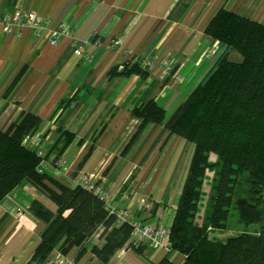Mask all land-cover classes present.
Returning <instances> with one entry per match:
<instances>
[{
	"label": "crops",
	"instance_id": "crops-1",
	"mask_svg": "<svg viewBox=\"0 0 264 264\" xmlns=\"http://www.w3.org/2000/svg\"><path fill=\"white\" fill-rule=\"evenodd\" d=\"M222 7L264 24V0H0V129L23 113L36 114L42 171L69 187L83 174L90 176L108 208L169 229L193 144L168 134L164 124L224 50L204 32ZM31 11L44 19L42 35L28 26L3 30L14 13ZM61 26L67 33L51 44L49 32ZM76 43L81 46L78 53ZM133 57L150 60L145 75L121 73L124 61ZM229 57L240 59L234 51ZM150 99L164 109V119L145 123L135 134L140 119L132 110ZM59 128L74 138L54 166L55 151L50 149ZM33 199L56 211L28 180L0 200V264L183 260L164 237L163 246L147 247L143 255L124 245L102 262L91 252L102 242L99 227L82 244L84 253L78 258L80 246H73L65 254L53 250L43 263L31 261L45 226L29 211Z\"/></svg>",
	"mask_w": 264,
	"mask_h": 264
},
{
	"label": "trees",
	"instance_id": "trees-1",
	"mask_svg": "<svg viewBox=\"0 0 264 264\" xmlns=\"http://www.w3.org/2000/svg\"><path fill=\"white\" fill-rule=\"evenodd\" d=\"M204 32L224 50L164 124L168 134L193 144L166 235L168 247L183 256L180 264H264V24L222 7ZM230 51H237L240 59L230 58ZM140 63L137 57L124 61L121 73L145 75L148 67ZM132 113L140 119L135 134L145 123L164 119V109L154 99L138 104ZM39 124V117L27 112L0 129V200L28 180L56 205L54 212L37 199L30 202L29 211L45 224L30 260L43 263L53 250L65 254L73 246H80L78 258L84 253L82 244L99 227L102 242L91 252L100 261L107 262L124 245L143 255L148 246L128 242L132 225L118 219L102 194L80 183L66 186L40 169L44 158L40 150L23 143ZM58 132L50 149L55 151L54 166L74 138L67 130ZM207 172L212 173L209 197L199 217ZM232 203L241 221L261 222L262 229L224 239L209 237L210 229L226 227ZM152 264L176 263L162 257Z\"/></svg>",
	"mask_w": 264,
	"mask_h": 264
},
{
	"label": "built area",
	"instance_id": "built-area-1",
	"mask_svg": "<svg viewBox=\"0 0 264 264\" xmlns=\"http://www.w3.org/2000/svg\"><path fill=\"white\" fill-rule=\"evenodd\" d=\"M43 23H44V19H42L32 11L16 12L10 18L4 21L3 30L10 31L14 26L16 27L28 26L30 29L34 31L35 34L42 35L45 31V26L43 25ZM62 33H67L66 26L58 27L52 30L51 32H49L47 40L51 44H56L59 36ZM80 50H81V46L78 43H76L75 51L78 53ZM150 65H151L150 60H143L140 63L141 67H149ZM23 143L33 148H39L41 146V138L36 133H29L25 135V137L23 138ZM39 152H40L39 154L41 155V150ZM79 183L89 189L95 190L96 192L104 196V194L97 188L94 180L90 178V176L83 174L79 179ZM110 210L114 211L113 209ZM116 213L120 221H127L132 225L131 234L128 240L130 244L136 246L140 244H145L148 247H153V248L163 246L162 238L166 237L168 229L154 224H145L139 221H135L134 218L125 210H120L119 212L117 211Z\"/></svg>",
	"mask_w": 264,
	"mask_h": 264
},
{
	"label": "rangeland",
	"instance_id": "rangeland-1",
	"mask_svg": "<svg viewBox=\"0 0 264 264\" xmlns=\"http://www.w3.org/2000/svg\"><path fill=\"white\" fill-rule=\"evenodd\" d=\"M237 52V51H234ZM239 55V53L237 52ZM234 57V56H233ZM211 172H207L206 175V183L203 186V195L200 200V208H199V217L203 213L208 197H209V191H210V177H211ZM229 212H228V219L226 222V227L223 229H210L209 232V237L212 238H217V239H224L225 237L229 235H234L239 232H248V233H255L258 232L262 229V223L261 222H256V223H244L243 221L240 220L238 217L236 208L234 203L229 207ZM201 219H197V222H200Z\"/></svg>",
	"mask_w": 264,
	"mask_h": 264
}]
</instances>
